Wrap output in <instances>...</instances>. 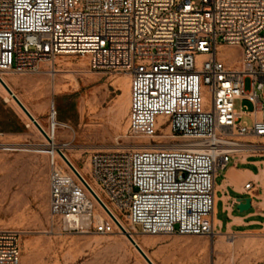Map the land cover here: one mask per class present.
Here are the masks:
<instances>
[{
  "label": "built area",
  "instance_id": "built-area-1",
  "mask_svg": "<svg viewBox=\"0 0 264 264\" xmlns=\"http://www.w3.org/2000/svg\"><path fill=\"white\" fill-rule=\"evenodd\" d=\"M221 47L241 51L238 69L218 58ZM65 55L129 76L127 131L148 143L89 154L88 181L75 171L95 200L68 167L67 145L50 140L49 230L211 238L217 175L242 150L264 152L240 141L264 139V0H0V74H55ZM236 100L252 109L238 112ZM20 254V233L0 230V264Z\"/></svg>",
  "mask_w": 264,
  "mask_h": 264
},
{
  "label": "rangeland",
  "instance_id": "rangeland-1",
  "mask_svg": "<svg viewBox=\"0 0 264 264\" xmlns=\"http://www.w3.org/2000/svg\"><path fill=\"white\" fill-rule=\"evenodd\" d=\"M217 56L226 67L239 68L238 48L221 47ZM46 70L35 75L9 73L13 80L9 86L46 131L51 125L50 109L54 108L55 122L67 126L56 127L54 142L67 145L65 153L86 181L84 171L91 152L129 150L148 143L129 137L127 131L128 75L96 73L90 69L88 59L78 55L58 57L54 66L58 73ZM52 83L58 88L53 90ZM249 86L250 80L246 79L245 91ZM260 102L264 114V99ZM234 106L238 112L252 109L246 101L236 100ZM157 122L160 125L162 118ZM242 122L250 125L247 118ZM21 126L24 129L20 130ZM43 136L11 100H6L0 87V230L20 233L21 260L27 247L35 264H146L126 237H68L49 230L48 159L36 152L44 149ZM11 146L22 150L11 151ZM134 238L148 255L155 250L149 243L167 239L142 235ZM216 240L200 239L194 245L199 248L196 255L177 257L166 264H264V232Z\"/></svg>",
  "mask_w": 264,
  "mask_h": 264
},
{
  "label": "crops",
  "instance_id": "crops-1",
  "mask_svg": "<svg viewBox=\"0 0 264 264\" xmlns=\"http://www.w3.org/2000/svg\"><path fill=\"white\" fill-rule=\"evenodd\" d=\"M257 118H264L263 110ZM240 141L264 147V139L244 138ZM246 184H250L248 191L244 190ZM242 199H250V208L239 212L236 209L237 200ZM212 217L214 235L211 238L175 235L149 243L155 249L150 254L153 261L157 264H166L177 257L194 256L199 249L194 245H197L200 239H210L217 243V240L213 241L214 238L227 239L264 232V152L242 150L217 175L214 180Z\"/></svg>",
  "mask_w": 264,
  "mask_h": 264
},
{
  "label": "bare ground",
  "instance_id": "bare-ground-1",
  "mask_svg": "<svg viewBox=\"0 0 264 264\" xmlns=\"http://www.w3.org/2000/svg\"><path fill=\"white\" fill-rule=\"evenodd\" d=\"M84 57H86V56H84ZM87 58V57H86ZM44 67H46V64L44 65ZM238 69V68H237ZM56 73H58V72H56ZM9 73H5V74H0V79H1V81L8 87V89H10V91L13 93V91L11 90V88H10V86H9V82L10 81H13L12 80V78H10L9 77ZM53 82V81H52ZM52 85V89L53 90H55L56 88H58V86L55 84V83H52L51 84ZM0 87H1V89L3 90V92L5 93V95H6V100L7 101H9V100H11L13 103H14V101L11 99V97L7 94V92L5 91V89L2 87V85L0 84ZM29 87V86H28ZM63 88V87H62ZM61 89V88H60ZM127 89H128V91H129V84H128V86H127ZM54 92V91H53ZM13 95L15 96V94L13 93ZM17 98V97H16ZM18 99V98H17ZM19 100V99H18ZM204 101H205V99H204ZM129 102H130V99H129V95H128V99H126V105H125V109H126V111L127 110H129ZM15 104V103H14ZM22 104V103H21ZM16 105V104H15ZM23 105V104H22ZM24 106V105H23ZM25 107V106H24ZM26 108V107H25ZM19 109V108H18ZM20 110V109H19ZM26 110H27V108H26ZM21 111V110H20ZM28 111V110H27ZM29 112V111H28ZM128 112V111H127ZM33 118H34V116L33 115H31ZM37 122V121H36ZM38 123V122H37ZM39 124V123H38ZM51 125H50V127H49V130L48 131H46V130H44L43 128H42V126L41 125H39L41 128H42V130L44 131V133H45V135H47L49 138L48 139H46V138H44V136H43V138H44V141H45V143L43 144V145H41V146H43L44 147V149H38L36 152L37 153H42V154H45V147L48 145V142H49V144H51L50 143V140L55 144V142H54V133H55V130L57 129L56 127H58V128H66L67 126L66 125H62V124H59V123H57V122H54V123H50ZM52 130H53V136L51 135V132H52ZM40 132V131H39ZM40 134V133H39ZM143 139V138H142ZM5 147V146H4ZM9 147V146H8ZM135 148H141V147H135ZM10 150L11 151H17V150H22V148L21 147H19V146H11L10 147ZM26 151V150H25ZM65 156H66V158L68 159V161H69V164L74 168V170H76L81 176H82V178L84 179V175L82 174V171H80V170H78V169H76L75 168V166L73 165V163H72V161H71V159L68 157V155L65 153ZM85 180V179H84ZM116 235H119V236H122L123 238H125L126 237V235L125 234H112V235H108V236H116ZM121 238V237H120ZM122 238V239H123ZM127 241H128V239H127ZM126 241V242H127ZM133 241L135 242V244L141 249V251L145 254V256L148 258V260L152 263V264H155L154 263V261H153V259H152V257L150 256V255H148L147 254V252L145 251V249L143 248V246L136 240V238H134V236H133ZM129 242V241H128ZM129 244H130V242H129ZM198 244V243H197ZM131 245V244H130ZM132 246V245H131ZM135 250V249H134ZM25 256L24 257H22V260H21V257H20V263L22 262V264H35L34 263V258L32 257V255H31V252L29 251V248H27L26 247V249H25ZM140 256V255H139ZM170 260V259H169ZM165 262V261H164ZM180 264V263H179Z\"/></svg>",
  "mask_w": 264,
  "mask_h": 264
},
{
  "label": "water",
  "instance_id": "water-1",
  "mask_svg": "<svg viewBox=\"0 0 264 264\" xmlns=\"http://www.w3.org/2000/svg\"><path fill=\"white\" fill-rule=\"evenodd\" d=\"M0 84L2 85V87L5 89V91L7 92V94L11 97V99L14 101V103L16 104V106L21 110V112L25 115V117L30 121V123L36 127L38 129V131H40L45 137V133L42 130V128L39 126V124L36 122V120L31 116V114L26 110V108L21 104V102L16 98V96L13 95V93L10 91V89H8V87L1 81L0 79ZM47 138V137H46ZM68 167L76 174V171L74 170V168L66 161ZM77 175V174H76ZM78 176V175H77ZM78 178L80 179V181L84 184V186L87 188V190L90 192V194L93 196V198L95 200L96 196L93 194V192L88 188V186L84 183V181L78 176ZM99 202V201H98ZM237 207L236 209L239 212H244L247 211L250 208V199H242V200H237ZM126 238L128 239V241L130 242V244L132 245V247L135 249V251L141 256V258L145 261L146 264H152L148 258L145 256V254L141 251V249L135 244V242L128 236L126 235Z\"/></svg>",
  "mask_w": 264,
  "mask_h": 264
},
{
  "label": "trees",
  "instance_id": "trees-1",
  "mask_svg": "<svg viewBox=\"0 0 264 264\" xmlns=\"http://www.w3.org/2000/svg\"><path fill=\"white\" fill-rule=\"evenodd\" d=\"M17 122H20V121L17 120ZM22 129H24V126H21L20 130H22Z\"/></svg>",
  "mask_w": 264,
  "mask_h": 264
}]
</instances>
